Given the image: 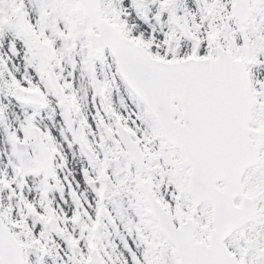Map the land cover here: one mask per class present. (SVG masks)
<instances>
[{"label":"snow or ice","instance_id":"1","mask_svg":"<svg viewBox=\"0 0 264 264\" xmlns=\"http://www.w3.org/2000/svg\"><path fill=\"white\" fill-rule=\"evenodd\" d=\"M0 264H264V0H0Z\"/></svg>","mask_w":264,"mask_h":264}]
</instances>
